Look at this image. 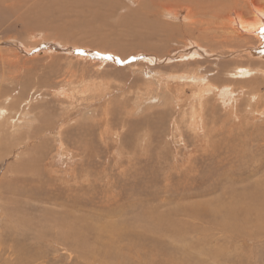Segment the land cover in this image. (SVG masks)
<instances>
[{"label": "rangeland", "instance_id": "1", "mask_svg": "<svg viewBox=\"0 0 264 264\" xmlns=\"http://www.w3.org/2000/svg\"><path fill=\"white\" fill-rule=\"evenodd\" d=\"M224 2L213 34L181 0H0V264H264V55H217Z\"/></svg>", "mask_w": 264, "mask_h": 264}, {"label": "bare ground", "instance_id": "2", "mask_svg": "<svg viewBox=\"0 0 264 264\" xmlns=\"http://www.w3.org/2000/svg\"><path fill=\"white\" fill-rule=\"evenodd\" d=\"M181 1H185L187 3L193 2L195 5V12L197 14V17L195 20L192 21V25L195 26L198 25L202 28L205 27V30H203V32L212 29V33L215 34L217 33L218 30L222 28L223 31L221 34L225 33L224 29L228 27L227 26L228 24H225L223 18L227 15V12L229 11V7L226 8V11L223 10L225 6L224 0H181ZM249 1L251 2V6L249 5L250 9L248 11H242L238 13L239 19L238 21H235L232 30L234 34V38L241 40V42L240 41L236 42L235 45L237 46L235 47L232 46L230 47L231 49L225 52L220 51L219 52L220 54H217L220 55V57L224 58V56L227 55V56L246 58L250 60L252 59L259 60L261 59L259 58V56L264 55V48H260L264 46V2L261 3V1L259 2L258 0L256 1L249 0ZM208 14L209 15L212 14V17L207 18L206 16ZM198 15H202V16L198 17ZM220 18L221 20H219ZM221 45L223 46L224 44L222 43ZM205 51L207 53H210V51L207 48L205 49ZM197 53L198 54L196 55H193L195 54L193 52L186 54L189 55V57H192V59H195L193 57H197V56L200 57L199 55L200 52L197 51ZM95 55L97 56L98 54ZM107 57L110 58L112 56H107ZM224 91L225 90L223 89L222 93H220V96L222 97L226 96V92Z\"/></svg>", "mask_w": 264, "mask_h": 264}, {"label": "water", "instance_id": "3", "mask_svg": "<svg viewBox=\"0 0 264 264\" xmlns=\"http://www.w3.org/2000/svg\"><path fill=\"white\" fill-rule=\"evenodd\" d=\"M43 45H47V44H43ZM49 47H51L52 49H55V50H59V51H72L73 53H77L78 50H80V53L81 55H89V56H92V57H95V54L94 52H91L87 49H73V48H60L58 47L56 44H50ZM103 57H101V59H111L113 60V58H108L106 55H101Z\"/></svg>", "mask_w": 264, "mask_h": 264}]
</instances>
